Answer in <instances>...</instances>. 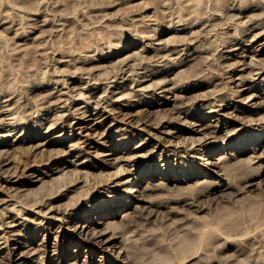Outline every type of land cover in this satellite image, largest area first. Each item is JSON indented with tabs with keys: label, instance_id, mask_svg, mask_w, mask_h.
<instances>
[{
	"label": "rangeland",
	"instance_id": "obj_1",
	"mask_svg": "<svg viewBox=\"0 0 264 264\" xmlns=\"http://www.w3.org/2000/svg\"><path fill=\"white\" fill-rule=\"evenodd\" d=\"M255 1L0 0V264L11 254L12 264H264V154L248 164L243 150L239 171L231 161L238 177H228H243L231 180V197L210 163L234 153L225 141L263 128L264 0ZM249 3L257 5L239 14ZM257 138L251 149L264 132ZM181 168L198 177L139 193L146 180L163 182L150 170ZM133 177L143 181L127 192L122 181ZM71 207L72 220L58 221ZM100 238L112 258L91 251Z\"/></svg>",
	"mask_w": 264,
	"mask_h": 264
},
{
	"label": "bare ground",
	"instance_id": "obj_2",
	"mask_svg": "<svg viewBox=\"0 0 264 264\" xmlns=\"http://www.w3.org/2000/svg\"><path fill=\"white\" fill-rule=\"evenodd\" d=\"M258 1V0H257ZM261 1H263V0H261ZM260 1V2H261ZM254 2H256L255 0H254ZM260 2H258V3H260ZM264 2V1H263ZM253 3H249L246 7H248L247 9H245L244 8V10L245 11H243V12H241V13H239V14H244L247 10H250V9H253V8H255L256 7V5L254 4L252 7H249V6H251ZM262 4V3H261ZM264 5V4H263ZM245 6V5H244ZM259 6V5H258ZM263 7V6H262ZM229 7H227V9H228ZM230 8H232V7H230ZM235 8V7H234ZM240 8V7H239ZM238 8V9H239ZM237 9V8H236ZM242 9V8H241ZM263 9V8H262ZM230 10V9H229ZM235 10V9H234ZM232 11V10H231ZM252 11V10H251ZM263 11H264V9H263ZM250 12V11H249ZM209 13V12H208ZM207 13V14H208ZM215 13V12H214ZM236 13V12H235ZM200 16L198 13L196 14V16ZM209 15V14H208ZM233 15L234 14H232V16H230V17H233ZM205 16H206V13H205ZM210 16H213L212 14L210 15ZM235 16V15H234ZM237 16V15H236ZM235 16V17H236ZM238 16H241V15H238ZM243 16V15H242ZM201 17V16H200ZM200 17H198V18H200ZM208 17V16H207ZM220 17V16H219ZM206 18V17H205ZM213 18H215V17H213ZM216 18H217V16H216ZM223 18V17H222ZM180 19V18H179ZM202 19V18H201ZM204 19V18H203ZM208 19H209V17H208ZM230 19V18H229ZM181 20V19H180ZM205 21H207V18L206 19H204ZM223 20V19H222ZM228 19L226 18V21H227ZM231 20V19H230ZM210 21H211V18H210ZM200 22V21H199ZM204 22V21H203ZM202 22V23H203ZM223 22H225V19L223 20ZM222 22V23H223ZM228 22V21H227ZM231 23V22H230ZM201 24V23H200ZM224 24H226V23H224ZM233 24V23H232ZM212 30V29H211ZM263 30L264 29H262L261 31L263 32ZM24 31V30H23ZM213 31V30H212ZM210 32V30L208 31V33ZM261 32V33H262ZM260 33V32H259ZM261 33H260V35H261ZM264 33V32H263ZM258 34V33H257ZM192 38H194L193 36H192ZM192 40H194V39H192ZM192 40H190V41H192ZM227 41V40H226ZM224 42V41H223ZM225 43V42H224ZM229 43V42H228ZM226 44V43H225ZM178 45V44H177ZM222 45V44H221ZM121 49V48H120ZM160 49V48H159ZM236 49V48H235ZM217 50V49H216ZM234 50V49H233ZM244 51V50H243ZM250 51V50H249ZM223 52H221V54H222ZM229 53V52H228ZM231 53V52H230ZM236 56V55H235ZM238 56H239V54H238ZM230 58V57H229ZM157 59V58H156ZM192 59V58H191ZM223 59V58H222ZM83 63V62H82ZM85 63V62H84ZM126 66V65H125ZM142 67V66H141ZM230 68H228V70H229ZM259 69V68H258ZM261 69L263 70V67H261ZM120 70V69H119ZM118 70V71H119ZM122 70V69H121ZM264 71V70H263ZM123 72V71H122ZM227 72V71H226ZM116 73H117V71H116ZM115 73V74H116ZM232 73H233V71H232ZM135 74V73H134ZM137 74V73H136ZM227 74V73H226ZM118 75V74H117ZM116 75V76H117ZM221 75V74H220ZM111 76H114V75H111ZM110 76V77H111ZM216 76H217V73H216ZM120 77V76H119ZM123 77V76H122ZM108 78H109V76H108ZM124 78V77H123ZM218 78H219V76H218ZM225 77H223V79H224ZM242 78V77H241ZM110 79V78H109ZM115 79V78H114ZM136 79H138V78H136ZM242 80V79H241ZM245 80V79H244ZM116 81V80H115ZM134 82V81H133ZM139 82H141L140 80H139ZM138 82V83H139ZM243 82V81H242ZM135 83V82H134ZM183 83V82H182ZM190 83V82H189ZM62 84H63V81H62ZM65 84V83H64ZM136 84H137V81H136ZM184 85V84H183ZM65 86V85H64ZM63 86V87H64ZM125 86V85H124ZM124 86H120L121 87V89L124 87ZM138 86V85H137ZM162 86H163V84H162ZM179 86V85H178ZM66 87V86H65ZM145 88V87H144ZM160 88V87H159ZM182 88V87H181ZM93 89V88H92ZM147 89V88H146ZM171 89V88H170ZM174 89V88H173ZM179 89V88H178ZM91 90V89H90ZM123 90V89H122ZM172 90V89H171ZM182 90V89H181ZM225 90V89H224ZM227 90V89H226ZM104 91H107V90H104ZM137 91V90H136ZM165 91H167V90H165ZM172 92H173V90H172ZM226 92H228V91H226ZM105 93V92H104ZM114 93V92H113ZM112 93V94H113ZM135 93V92H134ZM153 93V92H152ZM176 93V92H175ZM215 93V92H214ZM213 93V94H214ZM219 94V93H218ZM133 95V94H132ZM135 95V94H134ZM176 95V94H175ZM174 95V96H175ZM215 95H217L216 93H215ZM215 95H213L214 97H215ZM220 95H221V93H220ZM164 96V95H163ZM181 96V97H180ZM179 97H178V95H177V97L180 99V98H182L183 96L182 95H180ZM185 96V95H184ZM187 96V95H186ZM225 96H226V94H225ZM88 97H90V96H88ZM100 97V96H99ZM98 97V98H99ZM121 97H124V96H121ZM127 97V96H126ZM129 97V96H128ZM127 97V98H128ZM147 97H149V96H147ZM176 96L174 97V98H177ZM197 96H195V98H196ZM211 97H212V94H211ZM211 97H210V99H211ZM258 97V96H257ZM91 98V97H90ZM105 98V97H104ZM110 98V97H109ZM125 98V97H124ZM177 98V99H178ZM189 98V97H188ZM204 98V97H203ZM222 98H224V97H222ZM121 99V98H120ZM129 99V98H128ZM178 99V100H179ZM191 99V98H190ZM198 99V97L195 99V100H197ZM200 99V98H199ZM198 99V100H199ZM206 100H207V98H205ZM215 99V98H214ZM217 99V98H216ZM219 99V98H218ZM216 100V101H219V100ZM226 99H228L227 98V96H226ZM10 100V99H9ZM60 100V99H59ZM88 100V99H87ZM96 100H98V99H96ZM109 100V99H108ZM130 100H132V99H130ZM184 100V99H183ZM183 100H182V102H183ZM193 100V99H192ZM192 100H191V102H192ZM222 100V99H221ZM230 100V99H229ZM5 101H7V100H5ZM60 101H62V100H60ZM89 101V100H88ZM101 101H102V99H101ZM112 101V100H111ZM114 101H116V99L114 100ZM185 101V100H184ZM203 101H204V99H203ZM228 101V100H227ZM4 102V101H3ZM9 102V101H8ZM93 102V101H92ZM97 102V101H96ZM131 102V101H130ZM132 102H134V101H132ZM145 102V101H144ZM187 102V101H186ZM185 102V103H186ZM194 102V101H193ZM192 102V103H193ZM222 102H224V101H222ZM87 103H89V102H87ZM101 103V102H100ZM104 103H106V102H104ZM120 103V102H119ZM139 103V102H138ZM180 103V102H179ZM189 103V102H188ZM210 103V102H209ZM208 103V104H209ZM131 104V103H130ZM187 104V103H186ZM185 104V105H186ZM223 104V103H222ZM55 105V104H54ZM57 105V104H56ZM101 105V104H100ZM99 105V103H98V106H97V103H96V105H95V107H96V109L95 108H93V109H95V110H97V107H98V109L101 107ZM107 105H108V103H107ZM106 105V106H107ZM124 105V104H123ZM127 105V104H126ZM132 105V104H131ZM137 105V104H136ZM180 105H182L181 103H180ZM184 105V104H183ZM191 105H193V104H191ZM210 105V104H209ZM214 105V104H213ZM120 106V105H119ZM189 106V105H188ZM211 106V105H210ZM210 106H207V108L208 107H210ZM217 106H218V104H217ZM220 106H221V104H220ZM181 107V106H180ZM183 107V106H182ZM187 107V106H186ZM214 107V106H213ZM227 107V106H226ZM105 108V107H104ZM108 108H109V106H108ZM117 108V107H116ZM178 109H179V107H177ZM176 107H175V109H177ZM206 108V109H207ZM211 108V107H210ZM114 109V108H113ZM196 109V108H195ZM101 110V109H100ZM99 110V111H100ZM141 110V109H140ZM140 110H138V111H140ZM8 111H11L10 109H8ZM103 111V110H102ZM104 111H105V109H104ZM107 111V110H106ZM109 111H112V108H111V110H109ZM145 111V110H144ZM171 111V110H170ZM179 111V110H178ZM217 111V110H216ZM215 110H211L210 112H216ZM239 111V110H238ZM242 111V110H241ZM88 112V110H87V108L86 109H84V113H87ZM108 112V111H107ZM116 112H117V110H116ZM118 112H121V111H119L118 110ZM117 112V113H118ZM172 112V111H171ZM173 112H174V110H173ZM194 112V111H193ZM82 113V112H81ZM92 113H94V112H92ZM109 113V112H108ZM113 113V112H112ZM147 113H149V112H147ZM176 113V112H175ZM178 113H180V112H178ZM56 113H54V115H55ZM79 114V113H78ZM100 114H102L101 112H100ZM123 114V113H122ZM182 114V113H181ZM216 114V113H215ZM80 115V114H79ZM79 115H78V117H79ZM97 115V114H96ZM95 115V116H96ZM117 115H119V114H117ZM223 115V114H222ZM59 116V115H58ZM90 116H91V114H90ZM116 116V115H115ZM150 116V115H149ZM180 116V115H179ZM264 116V115H263ZM77 117V116H76ZM117 117V116H116ZM185 117V116H184ZM57 118V117H56ZM60 118V117H59ZM67 118V117H66ZM81 118V117H80ZM83 118V117H82ZM85 118H86V116H85ZM115 117H113V119H114ZM144 118H145V115H144ZM147 118V117H146ZM176 118V117H175ZM178 118V117H177ZM199 118V117H198ZM261 118V117H260ZM264 118V117H263ZM262 118V119H263ZM165 119V118H164ZM179 119H181V117L179 118ZM243 119V118H242ZM241 119V120H242ZM253 119V118H252ZM2 120H4V119H2ZM115 120H116V118H115ZM144 120V119H143ZM146 120V119H145ZM168 120V119H167ZM166 120V121H167ZM238 120V119H237ZM63 121V120H62ZM61 121V122H62ZM117 121V120H116ZM141 121V120H140ZM162 121H163V119H162ZM179 121V120H178ZM183 121H184V119H183ZM188 121V120H187ZM254 121V120H253ZM252 120H250L249 122L251 123V122H253ZM259 121V120H258ZM258 121H257V123H258ZM1 122H3V121H1ZM176 122H177V119H176ZM189 122V121H188ZM74 123V122H73ZM123 123H125V122H123ZM185 123H186V121H185ZM222 123V122H221ZM240 123H242L243 124V122H240ZM246 123V122H245ZM256 123V122H255ZM55 125H56V123H54ZM57 124H59L58 122H57ZM64 124V123H63ZM198 124V123H197ZM200 124V123H199ZM202 124V123H201ZM207 124V123H206ZM203 125V124H202ZM244 125V124H243ZM253 125H254V123H253ZM255 125H258V126H262L263 128L262 129H259V128H256V129H252V131H250V132H247V133H244V132H242V133H238L237 134V136L236 137H234L233 139H230V140H227V141H225L224 143H222L223 145H221L223 148L222 149H230V150H233L234 151V153H231V152H228V157L226 158V157H224V156H222V157H219V158H214V159H216V161L215 162H210L211 163V165L212 166H216V167H219L221 170H223L225 173H222V171L220 172V173H222V175L224 174V176L223 177H225L228 173H229V176H231L232 178H233V176H235L233 173H231L230 174V172H228V170L229 171H232V168H233V171H234V168L235 167H232V165H233V163H234V166H236L237 167V165L238 166H240V164H241V166L243 165V164H247V163H245L246 161H244L243 159H242V161L244 162H242L241 160V162L243 163H241L240 161H238V162H240V163H236V165H235V162L236 161H234V160H238V159H240V157H238V155H242L243 153H245V152H243V150L244 151H247V150H250L251 151V153H252V157H250L249 158V163L248 164H251V162H252V160L253 159H255V158H260V157H262V155L264 154V142L262 143V145L260 146V147H258L259 145L257 144L255 147H253L252 149L249 147V141H250V139H251V141L252 142H256V143H258V141L260 140V138H257V137H260L262 134H263V132H264V120H261L258 124H255ZM160 126V125H159ZM209 126V125H208ZM247 126V125H246ZM162 127V126H161ZM203 127H205L206 128V126H203ZM52 128V127H51ZM55 128V127H54ZM209 128V127H208ZM254 128V127H253ZM62 129V128H61ZM186 129V128H185ZM188 129V128H187ZM202 129V128H201ZM233 129V128H232ZM199 130H200V128H199ZM234 130H237L236 128L234 129ZM234 130L232 131V133L234 132ZM174 131V130H173ZM173 131H171V132H173ZM201 131V130H200ZM209 131V130H208ZM240 131V130H239ZM180 132V131H179ZM187 132V131H186ZM211 132H213V131H211ZM229 132V131H228ZM158 133V132H157ZM180 134V133H179ZM224 134V133H223ZM226 134H227V132H226ZM231 134V133H230ZM8 135V134H7ZM158 135V134H157ZM221 135V134H220ZM228 135V134H227ZM226 135V136H227ZM160 136V135H159ZM176 136V135H175ZM180 135H178L177 137H179ZM153 137V136H152ZM176 137V138H177ZM203 137V136H202ZM223 137V136H222ZM154 138V137H153ZM158 137H155L154 139H157ZM205 138V137H204ZM220 138V137H219ZM227 138V137H226ZM262 138V137H261ZM164 139V138H163ZM195 139V138H194ZM194 139H193V141H194ZM200 139H201V137H200ZM200 139L197 137V139H196V141H200ZM217 139H218V137H217ZM225 139V138H224ZM222 140V139H221ZM158 141H161V138H160V140L158 139ZM162 142V141H161ZM161 142H160V144H161ZM159 143V142H158ZM191 143H193V142H191ZM261 143V142H260ZM202 144V143H201ZM242 144V145H241ZM241 145V146H240ZM186 147V146H185ZM226 147V148H225ZM258 147V148H257ZM204 149V148H203ZM85 150V149H84ZM177 151V150H176ZM197 151H199V150H197ZM202 151V150H201ZM229 151V150H228ZM3 152H8L7 150H5V151H3ZM126 152V151H125ZM260 152V153H259ZM85 153V152H84ZM127 153V152H126ZM173 153H174V151H173ZM195 153V152H194ZM203 153V152H202ZM135 154L136 153H131V155H133V156H130V160L131 161H133L134 160V158L136 159V156H135ZM199 154H201V153H199ZM122 156V155H121ZM128 156V155H127ZM127 156H125V160H126V157ZM202 156V155H201ZM120 157V156H119ZM118 157V158H119ZM122 158H124L123 156H122ZM122 158H120L119 160L120 161H124V159H122ZM128 158V157H127ZM198 159H200V157L198 158ZM115 160V159H114ZM117 161H118V159H116ZM233 160V163L231 162ZM104 161V160H103ZM129 162V161H128ZM135 162V161H134ZM166 162V161H165ZM248 162V161H247ZM117 164H118V162H117ZM127 164V163H126ZM247 164V165H248ZM204 165V164H203ZM246 165V166H247ZM121 166V165H120ZM170 166V165H169ZM172 167V166H171ZM183 167V166H182ZM203 168H204V166H202ZM230 167H232L231 168V170H230ZM240 168V167H239ZM239 168L237 167V169L235 170V171H239ZM252 168V167H251ZM155 169H157V168H155ZM154 169V170H155ZM253 169V168H252ZM121 169L119 168L118 169V171L119 172H121L120 171ZM186 169L185 168H181V169H179V170H177V169H171V174H164L163 175V169H160V170H157L156 172L155 171H153V170H150V172H149V174H151V176L153 177L152 179H155L156 178V180L157 179H162L163 180V182H155V183H150V185L149 184H147V180L146 181H144L143 182V185L141 186V188H142V190L141 191H139V193L140 192H150V193H153L152 195H155L154 194V192H158V191H162V190H166V189H168V184L169 183H171V182H174V184H177V183H179V181H182V182H184V183H186L187 181H189V180H192L193 178H196V177H198L197 175H198V173L197 172H188L187 173V171H185ZM210 170V169H209ZM254 171H255V168L253 169ZM261 170V169H260ZM263 170V169H262ZM127 171V170H126ZM232 171V172H233ZM258 171V170H257ZM118 172V173H119ZM128 173H129V170L127 171ZM142 172V171H141ZM261 172V171H260ZM116 173V172H115ZM167 173V172H166ZM169 173V172H168ZM207 173V172H206ZM237 173V172H236ZM258 173V172H257ZM208 174H216V176L217 177H220L221 175L219 174V172L217 171V172H213L212 170H210V172L208 173ZM251 174H253V173H251ZM259 174V173H258ZM116 175V174H115ZM256 175V174H255ZM207 176V175H206ZM246 176H248V175H246ZM250 176V175H249ZM249 176H248V178H249ZM258 176V175H257ZM202 177V176H201ZM223 177H222V179H223ZM231 177H228V175L226 176V178H225V183H223L222 181V183H220V191H221V193H225V192H227L228 190H230V189H232V188H234V185L236 184H233V181H237L240 177L243 179V177L242 176H240L237 180H236V178L238 177L237 175L235 176L236 178H234V180L231 178ZM251 177V176H250ZM214 178V177H213ZM257 178V177H256ZM74 179V178H73ZM135 179V180H134ZM247 178H245V180H246ZM133 180H134V184H133ZM200 180V179H199ZM231 180H233V181H231ZM262 180V181H261ZM261 180H260V182H262L263 183V181H264V177L263 178H261ZM71 181V180H70ZM70 181H69V184H70ZM75 181H76V183L78 182V178L76 179L75 178ZM75 181H73V182H75ZM126 181V182H125ZM125 181H122V182H124L125 184H127V187H126V190H127V192H129V191H132L134 188H135V183H137V182H140V181H143V180H137V178H135V177H133L131 180L130 179H127V180H125ZM155 181V180H154ZM159 181V180H158ZM203 181H205V180H203ZM203 181H201V184L203 183ZM241 181V180H240ZM240 181H238V182H240ZM72 182V181H71ZM121 182V183H122ZM195 182V181H194ZM200 182V181H199ZM211 182V181H210ZM219 182V181H218ZM217 182V183H218ZM120 183V182H119ZM131 183H132V186H131ZM196 183H198V182H196ZM196 183H195V185H196ZM207 184L208 182H204V184ZM211 183H213V182H211ZM254 183V182H253ZM72 184V183H71ZM204 184H202L203 186H204ZM216 184V183H215ZM238 184V183H237ZM255 184V183H254ZM72 185H75V183L74 184H72ZM118 185V184H117ZM122 185V184H121ZM129 185V186H128ZM133 185H134V187H133ZM190 185V184H189ZM191 185H193V184H191ZM194 185V186H195ZM198 185H200V183L198 184ZM197 185V186H198ZM217 185V184H216ZM250 185V184H249ZM175 186V185H174ZM188 186V185H187ZM202 186V187H203ZM236 186V185H235ZM252 186V185H251ZM175 187H177V188H181L180 186L178 187V186H175ZM174 187V188H175ZM188 187H190V186H188ZM196 187V186H195ZM198 187H200V186H198ZM198 187L195 189V190H198ZM205 187V186H204ZM206 187H208V186H206ZM209 187H210V184H209ZM213 187V186H212ZM128 188V189H127ZM173 188V191L175 190ZM184 188V187H183ZM194 188V187H193ZM237 188V187H236ZM169 189H172V187H170ZM200 189V188H199ZM204 189V188H203ZM202 189V190H203ZM207 189V188H206ZM180 190V189H179ZM184 190V189H183ZM187 190H189V191H191L189 188L187 189ZM186 190V191H187ZM238 190V189H237ZM133 191H136V190H133ZM185 191V190H184ZM184 191H180V192H184ZM192 191H194V189L192 190ZM201 191V190H200ZM234 191V190H233ZM236 191V190H235ZM234 191V192H235ZM171 192V191H170ZM176 192V191H175ZM177 192H178V189H177ZM232 194H233V192L232 191H230ZM237 192V191H236ZM235 192V193H236ZM239 192V191H238ZM149 193V194H150ZM161 193V192H160ZM212 193V192H211ZM228 193V192H227ZM226 193V195L225 194H222L223 196L225 195V196H227V195H229V193L227 194ZM158 194V193H157ZM213 194H214V192H213ZM238 194V193H237ZM142 195V197L144 196V195H146L145 193H144V195L143 194H141ZM148 195V194H147ZM215 195V194H214ZM217 195V194H216ZM221 195V194H220ZM219 194H218V196H220ZM234 195V194H233ZM137 196V195H136ZM222 196V197H223ZM224 196V197H225ZM124 197H126V196H124ZM138 197V196H137ZM229 197H231L230 195H229ZM228 197V198H229ZM134 198V195L133 196H131L130 197V199H127V202L126 203H129L130 202V200L131 199H133ZM225 198H227V197H225ZM180 199H183V198H181L180 197ZM231 198H229L228 200H230ZM140 200V199H139ZM142 200V199H141ZM220 200H222V199H220ZM173 201H175V200H173ZM178 201V200H177ZM176 201V202H177ZM180 201H182V200H180ZM179 201V202H180ZM223 201H225V200H223ZM146 202H147V200H146ZM150 203V202H149ZM145 204V203H144ZM180 204V203H179ZM184 204V203H183ZM186 204V203H185ZM76 206V205H75ZM139 207V206H138ZM137 206H131V208L132 209H134V211L138 214V219L140 218L141 220L144 218H142V215L144 214L143 212V214H141L140 212H138V210L137 209H139ZM146 207H148V205L147 206H145V208ZM167 207H168V205H167ZM118 208H120V207H118ZM149 208V207H148ZM198 208V207H197ZM70 209V208H69ZM68 209V210H69ZM87 209V208H86ZM86 209L85 208H83L82 210H80V212H85L86 211ZM90 209V208H89ZM108 209H110V208H108ZM107 209V210H108ZM75 210H77V209H74V208H72L71 207V213H69V212H64V213H66V214H64L62 217H60V219L58 218V221H60L61 223H64V222H69L70 220H72V217H74V213L76 212ZM143 211L145 210V209H142ZM99 212V211H98ZM133 212V211H132ZM145 212V215L144 216H146V211H144ZM148 213V212H147ZM91 214H93V213H91ZM129 214V213H128ZM127 214V215H128ZM110 215V214H109ZM125 216V215H124ZM126 217V216H125ZM128 217V216H127ZM165 217V216H164ZM52 218V217H51ZM83 216L80 214V215H78L77 216V219H78V221H77V225H78V223L82 220V223L83 224H81L80 226H79V228L81 229V231H83L85 228H87L88 227V223H87V220H86V222H85V220H83ZM146 218V217H145ZM148 218H149V215H148ZM80 220V221H79ZM146 220V219H145ZM154 221L155 220H157L156 218L155 219H153ZM152 220V221H153ZM146 221H148V220H146ZM145 221V222H146ZM151 221V222H152ZM153 221V222H154ZM1 222V221H0ZM143 224L145 223V222H143V221H141ZM141 222H140V226H141ZM99 223V221H96V222H94V223H92V225H90L89 227L91 228L92 226H94V224L96 225V224H98ZM139 222H138V220H132V221H130L126 226L129 228V229H131V228H134V227H136V228H134V229H137V227H139L138 224ZM150 224V223H149ZM148 224V225H149ZM75 226V228H77L78 226ZM116 226V225H115ZM110 226H108V228H109ZM114 227V226H113ZM118 227V226H117ZM124 227V226H123ZM94 228L95 227H93L92 229L94 230ZM125 228V227H124ZM128 228H125L126 230L125 231H128ZM107 229V228H106ZM110 229V228H109ZM108 229V230H109ZM113 229V228H112ZM111 229V230H112ZM116 229H118V228H115V230ZM120 229V228H119ZM121 229H123V228H121ZM134 229H133V231H134ZM91 230V229H90ZM93 230H92V233H93ZM114 230V231H115ZM96 231V230H95ZM113 231V230H112ZM113 231V232H114ZM120 231V230H119ZM137 231H138V229H137ZM136 231V232H137ZM140 231V230H139ZM101 232V231H100ZM108 232V231H107ZM115 232H117V231H115ZM9 233V232H8ZM74 233H76V231H72V234H74ZM98 233H99V231H98ZM117 233H120V232H117ZM117 233H115V234H117ZM96 234V232L94 233V236L95 237H97L99 234H97V236L95 235ZM102 234V233H101ZM113 234V233H112ZM5 235V234H4ZM103 235V234H102ZM105 235V234H104ZM134 235H138L137 233H135ZM133 235V236H134ZM112 236V235H111ZM116 236V235H115ZM132 236V237H133ZM125 237V236H124ZM123 237V238H124ZM3 238H4V240H5V242H7V241H9V237H5V236H3ZM114 238V237H113ZM110 240H111V238H109ZM128 239V238H127ZM4 240H3V242H4ZM104 240H108L107 238L106 239H104ZM102 238H100V239H98L97 241H95L94 243H95V245L94 246H91V247H94V248H92L91 249V251H96V252H98V251H102L103 252V254L102 255H104V254H107L110 258H112V249H110L109 247H105V244H107V243H105V241H104ZM123 240V239H122ZM76 241H80L81 242V240L80 239H78V240H76ZM115 241V240H114ZM129 241L131 242V241H133V239L132 240H130V238L128 239V241L126 240V238L123 240V243H125L126 242V244L127 243H129ZM136 241H138V240H135L134 242H136ZM139 241H140V239H139ZM84 244H87V242H86V240H84L83 239V241H82ZM120 242V241H119ZM122 242V241H121ZM131 243L132 245L133 244H135V243ZM142 242V241H141ZM143 242H145L144 244L146 245H148L149 244V242H151L149 239H147V241L143 238ZM142 242V243H143ZM141 243V244H142ZM7 244V243H6ZM125 244V245H126ZM130 244V243H129ZM128 244V245H129ZM139 244H140V242H139ZM121 245V244H120ZM122 245H124V244H122ZM113 246V245H112ZM135 246H136V244H135ZM134 246V248H137V247H135ZM138 246V245H137ZM130 248L131 247H133V246H129ZM129 247H128V250H129ZM117 248V247H116ZM115 248V249H116ZM120 249H123V251L122 252H125L126 250H127V248L126 247H124V248H120ZM133 249V248H132ZM143 249V248H142ZM134 250V249H133ZM137 252H138V248L137 249H135ZM134 250V251H135ZM139 250H141V249H139ZM119 252V251H118ZM10 253V252H9ZM122 254V253H121ZM12 255V254H11ZM11 255H9L8 257H7V259H5V260H7V262H8V264H12V258H11ZM125 255V254H124ZM133 255H135L134 253L132 254V256ZM136 256H137V253H136ZM100 257V256H99ZM120 257V256H119ZM134 257V256H133ZM109 259V258H108ZM128 260V262H129V259H127ZM127 260H125V262H123L122 260H120V259H117L116 260V264H127ZM135 260V259H134ZM62 261H64V260H62ZM132 261V260H131ZM1 262V261H0ZM4 262V261H3ZM2 262V263H3ZM63 263V262H62ZM107 263V262H106ZM75 264V263H74ZM88 264H90V263H88Z\"/></svg>",
	"mask_w": 264,
	"mask_h": 264
}]
</instances>
